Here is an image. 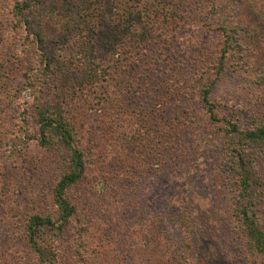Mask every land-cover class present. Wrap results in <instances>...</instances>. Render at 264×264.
Instances as JSON below:
<instances>
[{
  "label": "rangeland",
  "instance_id": "obj_1",
  "mask_svg": "<svg viewBox=\"0 0 264 264\" xmlns=\"http://www.w3.org/2000/svg\"><path fill=\"white\" fill-rule=\"evenodd\" d=\"M20 1L0 0V264H38L20 217L37 205L38 213L57 218L48 181L50 172L64 168L58 153L39 145L34 107L35 95L56 89L57 82L40 81L39 73L44 56L56 58L60 49L34 46L24 28L12 26ZM146 1L151 24L136 31L125 56L106 64L114 68L111 77L79 93L81 102L89 101L77 116L87 171L69 197L93 228L89 264H140L139 245L155 224L185 245L189 264H250L232 209L234 175L214 144L202 98L225 46L221 28L236 26L242 47L229 55L211 99L221 104L222 116L240 117L245 127L261 116L264 85L256 82L264 76V0H176L177 27L159 37L153 11L163 0ZM117 3L120 12L136 6ZM141 34L147 42L139 43ZM254 166L264 184V154L257 153ZM34 167L43 177H31ZM36 192L44 197L34 203ZM55 234L47 232L60 241L61 264H76L70 253L75 226ZM166 261L181 264L178 255Z\"/></svg>",
  "mask_w": 264,
  "mask_h": 264
},
{
  "label": "trees",
  "instance_id": "obj_2",
  "mask_svg": "<svg viewBox=\"0 0 264 264\" xmlns=\"http://www.w3.org/2000/svg\"><path fill=\"white\" fill-rule=\"evenodd\" d=\"M133 1L136 6L128 10L126 7L123 12L119 11L117 0H21L13 8L12 26L18 30L24 28L30 43L44 49L53 45L60 49L56 58L48 54L44 56V69L39 73L40 81L45 77V82L48 81L51 86V82H57L56 89L34 97L39 145L49 153H58L64 162L63 171L50 172L53 180H47L52 193V206L58 216L55 219L53 214L38 213L37 205H32L33 213L26 211L20 217L24 221L25 239L38 264H61L60 241L48 236L47 232H56L55 237L63 236L70 226H75L73 248L70 250L73 260L76 264H89L92 259L91 252L96 241L93 228L81 218L69 197V192L83 182L87 171L77 116L85 108L82 104L89 101L81 102L79 93L85 94L89 86H97L106 76L111 77L115 72H110L114 69L108 66L111 60L125 56L136 31L142 30L144 24L146 28L151 24L147 1ZM175 6L176 0L155 3L153 14L158 15L154 23L158 28L157 36L159 31L166 32L177 27ZM221 30L225 46L220 61L210 66L214 80L205 85L202 101L207 107L204 115L207 114V120L212 125L208 126L209 131L217 135L214 144L218 142V146L221 145L225 161L227 158L230 161L225 165L228 164L235 176L236 196L232 209L240 223L245 258L250 264H264V184L259 181L254 166L257 153L264 154V99H261V116L253 118L246 127L240 124V117L222 116L221 104L211 99L213 87L227 73L229 55L242 47L240 31L236 26L232 29L226 24ZM136 36L139 37L138 34ZM148 39L141 34L139 43ZM64 52L65 58L61 57ZM256 83L264 85V76ZM88 107L91 111L95 109L92 104ZM23 150L25 152L26 148ZM32 171L33 179L44 175L37 167ZM38 194L36 192L30 197L34 203L44 197L43 193ZM155 228L156 224L143 236L144 240L139 245L144 258L140 264H167L168 261H162L169 257L173 262L177 255L181 264H189L185 245L176 244ZM159 249L166 253L155 255Z\"/></svg>",
  "mask_w": 264,
  "mask_h": 264
}]
</instances>
